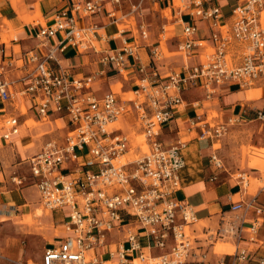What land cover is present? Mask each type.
<instances>
[{"label":"built area","instance_id":"built-area-1","mask_svg":"<svg viewBox=\"0 0 264 264\" xmlns=\"http://www.w3.org/2000/svg\"><path fill=\"white\" fill-rule=\"evenodd\" d=\"M123 1L82 0L54 12L49 21L37 24L38 43L20 52V64L14 62L13 49L9 54L7 44H0V100L8 104L3 112H8L11 103L22 95L35 100L41 118L60 114L69 120V130L61 140H48L28 159L29 176L18 171L10 176L16 186L33 181L40 202L67 215L63 226L66 235L57 245L46 248L42 264H103L88 252L103 244L107 233L125 225L128 217L144 228L153 247L162 253L151 257L142 253L133 259L122 247L114 264H186L192 242L185 227L196 216L190 203L178 199L175 193L183 186L184 150L188 142L178 140L165 145L161 140L162 127L184 103V91L189 86L202 88L206 99L226 84L264 89V0H234L230 17L223 16L222 6L213 3L216 0H181L180 4L172 0L179 9V18H187L181 23L177 52L190 57L195 48L209 47L210 51L199 63H186L182 71L166 72L152 64L165 57L161 42L155 45L138 40L149 38L147 23L138 24L131 37L123 35L125 28L119 29L117 38L121 45L113 47L111 35L104 31L107 24L88 21L101 14H106L110 23L119 20L116 9L109 5ZM145 1L154 0H138L134 10ZM201 21L208 23L210 46L197 36ZM163 30L161 41L167 37L164 27ZM142 47L149 48L150 64L142 61ZM71 50L94 55V62L103 67L88 74L74 72L62 59ZM108 66L121 75L129 67L140 73L132 96H120L114 91L102 97L95 95L93 86ZM14 69H22V75L17 79L5 77ZM15 84L21 88H15ZM255 110L256 119L264 124V107ZM8 114L1 127L6 141L20 133L19 116ZM126 118L141 130L137 140L143 141L136 145L120 127ZM216 118L201 112L193 123L200 127L201 138L212 139L210 160L219 169L224 163L214 145L232 126L246 122L247 117L234 114L222 121ZM115 123L118 126H112ZM238 178L246 190L248 173L241 172ZM231 208L234 212L245 213L251 208L258 214L264 212V205L256 197L241 198ZM257 222L250 225L252 234L258 231ZM245 223L244 217L237 216L210 237L233 236L239 242ZM127 234L132 249H139L137 235L130 229ZM233 256L231 262L222 259L220 264H236L237 259L247 258V252L241 249ZM4 258L0 251V260ZM263 263L264 260L260 264ZM13 264L29 262L18 260Z\"/></svg>","mask_w":264,"mask_h":264},{"label":"crops","instance_id":"crops-1","mask_svg":"<svg viewBox=\"0 0 264 264\" xmlns=\"http://www.w3.org/2000/svg\"><path fill=\"white\" fill-rule=\"evenodd\" d=\"M78 1L82 0H0V36L7 30L4 22L5 19L9 21L10 27L14 28L17 33V36L12 40V44H18L19 50H16L15 46L9 47L7 45L9 54L12 49L14 51V54H12L15 59L14 62L20 64V62L17 61L20 52L36 47L38 43L37 33L39 26L37 24L40 23V21L38 18H34L35 14L44 18L46 22L50 20L54 12L69 8L73 3ZM234 2V0H216L213 3L222 6L224 17H230ZM137 3L138 0H124L122 4L109 5V7L116 9L119 18V20L113 23H110V19L105 16L106 14L93 16L88 21L98 22L101 25L107 24L104 27V31L111 35V39H113L110 41V44L113 47H118L121 45V40L117 38L120 33L119 29L125 28L124 36L131 37L133 35L132 31L134 32L135 28L132 23L134 21H129L127 18L131 15H135V27L142 22L147 23L149 27V38L147 40L138 39L140 43L157 45L161 42L163 50L166 48L170 54H175L177 52V43L182 35L181 23L187 18L185 17L183 20L179 18V9L173 6L172 0L145 1L139 9L134 10V5ZM175 3L177 4V0H175ZM166 11L170 13V16L164 14ZM122 19H124V21H122ZM124 24L128 25L125 26ZM177 25H181L179 30L176 28ZM163 27L165 28L166 35L169 33L172 35L169 37L167 35L165 40L161 41L160 38L164 31ZM199 27L198 38H204L207 40V45L210 46V41L208 39L210 36L208 23L201 21L199 22ZM8 41V36H4L2 40L0 39V42ZM139 51L143 63L150 64L151 60L148 55L149 48L142 47ZM208 51H210L209 47L195 48L193 56L187 57L184 54L168 56L164 50L165 57L162 60L152 62V64L158 66L163 72L169 69L182 71L184 64H195L204 60L205 54ZM62 59L65 66L73 67L74 72L84 74L94 72L103 67H101V64L94 62V55L81 54L76 50H71L63 56ZM21 70L14 69L6 74L5 77L17 79L23 73ZM139 76L140 73L132 67L127 68L125 75H121L116 72L114 68L108 66L105 67V74L94 84L93 91L97 97H102L105 93L110 91H114L120 96L128 94L136 87ZM14 87L20 89L21 85L15 84ZM255 89L259 88L243 89L235 84H226L222 86L218 93L211 99H206L205 92L202 88L189 86L184 91V103L176 110L174 117L162 127L161 140L165 145L174 144L178 140H183L184 137L190 136L189 141H187V147L184 150L186 166L182 171L183 186L175 193V196L178 199L187 200L192 206L196 216V220L187 225L185 229L192 226V232L194 234L202 233L208 235L205 239L200 237L192 238L191 234L187 232L188 235H190L192 249L186 264H220L222 259L229 263L235 258L233 256L235 252L241 249L246 250L247 258L237 259L236 264H260L261 261L264 260V212L258 214L253 208L245 213L234 212L231 208L232 203L241 198L250 200L256 197L258 203L264 205V186L259 188L254 186L252 190L257 189V191L252 193L248 188L243 190L242 185L239 184L238 181L234 184L232 182L234 173L230 172V169L233 167V162H231L232 160L228 158L226 155L227 153L224 151H218V155L222 158L224 166L219 169L215 168L210 160V156L213 153L212 139L201 138L199 136L201 131L200 127H197L193 123L196 115L201 112L210 116L213 112H216L218 115L216 121L225 120L234 114H244L247 117L246 122L248 119L251 122L259 121L256 119L255 109H261L263 107L256 106L252 104V102L260 99L262 96L260 92H257ZM117 90H120L121 93L117 92ZM0 102L2 101L0 100ZM198 104L200 108L197 106ZM11 105L12 106L8 108V113L19 116V119L22 115L31 112L32 118L38 122L50 119L53 121L48 122H54L57 125V121L62 120V123H65L64 127L66 133L69 130V120L67 117H63L60 114H52L47 118H41L37 113L35 100L19 95ZM23 107L26 109V113H23ZM0 112H3L2 109H0ZM251 114H254V116ZM25 122V120L22 121L20 119V133L13 136L10 141H6L2 138L4 129L1 128L0 178L3 184L0 186V221L8 218L11 214L13 217L16 216L12 211L19 212L23 209L25 210V208L29 206L25 190L35 186L32 184L33 181H28L32 182V186L30 187H27L29 184L26 183L28 182L23 186H16L10 181V176L12 174L10 175L9 172H13L14 174L18 171V173L22 175H30L28 159L38 152H32L31 149L24 151L20 148V146L23 148L26 143L33 140L32 132L29 131V129L26 128L29 132L24 134L23 130L25 129L22 127H25ZM261 124L262 128L264 124L262 122ZM120 127L129 134L132 145H136V142H138L137 135L141 132L139 126H135L131 120L126 118L121 122ZM44 135H48V132L44 133ZM49 139H52V137H49ZM49 139L44 141L43 145ZM7 162H10L8 168L6 166ZM23 170H26V173H21ZM252 170H254L253 173L257 175L260 174L256 178L262 180L263 176L260 171L255 169ZM214 176L216 178H214ZM11 186H13V188H9ZM58 213L62 212L53 211V218L56 219L57 222L63 221L65 224L68 219L67 215L62 213V216H58ZM2 216L5 217L3 218ZM237 216L244 217L246 221L242 226V239L239 242L233 236L219 237L215 235L214 239L210 237L211 233H216L222 225H227L231 220H235ZM254 221H258L259 227L257 233L252 234L249 228ZM33 222L34 221H31L29 224ZM237 223L238 222H236V224ZM199 225L200 227H198ZM129 229L137 235L140 244L139 249H132L127 234ZM255 235L257 238L254 237ZM252 236L255 238L254 240L251 239ZM63 237L64 236H62V238ZM62 238L57 241V244ZM229 238L233 239L232 241H234L235 247L230 241L226 240ZM207 240H211V242L215 241L214 244H216L218 240H223V244H217L214 247V251L215 253H224L225 255L216 256L212 254V256H210L211 252L206 247ZM152 244V238L148 236L144 228L135 224V222L133 220L131 221L130 217H128L125 225L107 233L105 242L96 246L88 253L89 255L92 254L95 256L103 264L107 262H112L114 264L118 257L117 252L122 247L128 251L129 257L133 259L138 258L142 253L148 257L157 256L162 253L160 249L153 247ZM210 248H212V246ZM112 253L115 254L113 258Z\"/></svg>","mask_w":264,"mask_h":264},{"label":"rangeland","instance_id":"rangeland-1","mask_svg":"<svg viewBox=\"0 0 264 264\" xmlns=\"http://www.w3.org/2000/svg\"><path fill=\"white\" fill-rule=\"evenodd\" d=\"M262 13H264V10ZM164 14L166 16H170L168 11H166ZM35 17L39 19L40 23H45L44 18L39 17L36 14L34 15V18ZM127 19L129 21H134L132 25H134V31L136 32L135 15H131ZM122 21H124V19H122ZM4 22L6 24L7 30L3 32V34L0 36V39L2 40L4 36H8L9 41L0 43H7L9 47L15 46L16 50H19L18 44H12V40H14V38L17 36L15 29L10 27V23L7 19H5ZM124 25L126 26L128 24ZM176 28L179 30L181 25H177ZM167 35L169 37L172 34L169 33ZM204 44L206 45L205 42ZM164 50L168 56L181 54L179 52L170 54L166 48ZM262 89L263 88H261V90ZM117 92L121 93L120 90H117ZM124 95L127 97L132 96L131 93ZM252 104H255L259 107H264V96L258 100H255L252 102ZM7 106L8 104L0 102V109H2V111H4ZM23 113H26V109L24 107ZM251 115L254 116V114ZM8 116V112H0V134H2L1 127L5 124V119ZM211 116L217 117L218 115L216 112H213ZM32 117L33 116L31 112L20 117L22 121H26L25 127H22L25 129L23 130L24 134L31 131L33 136V140L26 143L23 148L20 146L21 150L25 151L31 149L32 152H37L42 147L43 142L49 139V137L58 138L61 140V138L66 134V129L64 127L65 123H62V120H58V124L56 125L54 122H48L53 120L47 119L45 121L38 122ZM261 125V121L251 122L248 119L247 122L232 126L227 134L221 138L220 142H217L214 145V148L218 147V151H224L227 153L226 155L228 158L232 160L231 162H233V167L230 169V172L234 173L232 177V182L234 184L239 181L238 176L241 172L248 173L249 185L247 188L252 193L257 191V189L252 190L254 186H257V188L264 186V125L262 128ZM26 128L29 129V131L26 130ZM46 132H48V135H44ZM142 139L143 138H141V140ZM189 139L190 136H186L183 138V141L187 142ZM6 166L8 168L10 166V162H7ZM256 168L262 170H260V173L263 176L262 180L256 178L260 174L257 175L253 173L254 170L252 169ZM21 173H26V170H23ZM9 174L11 175L13 172H9ZM31 183L32 182L26 183L29 184L27 187L32 186ZM9 188H13V186ZM25 193L28 197L29 206L26 207L25 210L23 209L19 212L12 211V213L16 216L13 217L11 214V216L8 218L0 221V251L5 256L3 260H0V264H13L18 260L23 261L24 263L29 262L30 264H42L45 249L56 245L57 241L60 240L62 236L66 235L64 232L65 229L63 227V221L57 222L56 219L53 218V211L40 202L39 193L37 192L36 187H30L29 189L25 190ZM38 208L43 210L44 215L42 217L32 218L31 215H34V212L37 211ZM62 215V213H58V216ZM2 217L4 218L5 216ZM33 219L34 222L29 224V222L33 221ZM198 227H200V225ZM192 228V226L186 228V231L191 234L192 238L200 237L205 239L208 237L207 234H194L192 232ZM254 237L257 238L256 235ZM226 240L230 241L235 247L233 243L234 241H232L233 239L229 238ZM206 242V247L211 252L210 256H212V254L216 256L225 255L224 253H215L214 251V247L217 244H223V240H218L216 244H214L215 241L211 242V240H207ZM211 246L212 248H210Z\"/></svg>","mask_w":264,"mask_h":264},{"label":"bare ground","instance_id":"bare-ground-1","mask_svg":"<svg viewBox=\"0 0 264 264\" xmlns=\"http://www.w3.org/2000/svg\"><path fill=\"white\" fill-rule=\"evenodd\" d=\"M181 3V0H177V4H180ZM263 14V21H264V13H262ZM263 24H264V22H263ZM206 43V42H205ZM207 44V43H206ZM250 88H259V87H256V86H254V87H250ZM250 88H247V89H250ZM257 92H260V94H261V96H264V89H262L261 90V88H259V89H255ZM120 124V123H119ZM118 125V123H115V124H113L112 126H117ZM141 141H143V140H138V143L139 142H141ZM143 149L144 150H147V147L146 146H144L143 147ZM44 215V212H43V210H41V209H39L38 208V210L37 211H35L34 212V215H32V218H34V217H42ZM33 221H34V219H33ZM108 263H110V264H113L112 262H107L106 264H108ZM30 264V263H29Z\"/></svg>","mask_w":264,"mask_h":264}]
</instances>
